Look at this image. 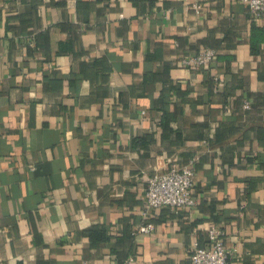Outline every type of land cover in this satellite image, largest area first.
Wrapping results in <instances>:
<instances>
[{"label":"crops","instance_id":"0c3cea01","mask_svg":"<svg viewBox=\"0 0 264 264\" xmlns=\"http://www.w3.org/2000/svg\"><path fill=\"white\" fill-rule=\"evenodd\" d=\"M194 159L196 205L144 215L148 179ZM213 227L264 264V16L0 0V264H191Z\"/></svg>","mask_w":264,"mask_h":264},{"label":"built area","instance_id":"2783aa9c","mask_svg":"<svg viewBox=\"0 0 264 264\" xmlns=\"http://www.w3.org/2000/svg\"><path fill=\"white\" fill-rule=\"evenodd\" d=\"M234 1L246 7L253 18L264 16V0ZM191 8L200 12L202 7L199 4H193ZM216 57V50L205 48L197 55L183 59L182 63L185 68L196 70L214 63ZM244 108L251 109L248 103ZM196 162L197 160L194 159L184 167L173 166L167 172L156 173L148 179L144 215L147 216L154 209L169 208L179 211L196 205L193 197L196 184ZM154 229L153 224L143 225L137 228L133 235L148 234ZM222 235L223 233L218 228H211L208 231V244L205 247H196L192 251L191 264H230L232 252L226 248ZM119 264H133V260L127 259Z\"/></svg>","mask_w":264,"mask_h":264},{"label":"trees","instance_id":"16d2710c","mask_svg":"<svg viewBox=\"0 0 264 264\" xmlns=\"http://www.w3.org/2000/svg\"><path fill=\"white\" fill-rule=\"evenodd\" d=\"M134 4H146L148 5L150 10H153L156 6L159 0H131ZM95 230H89L87 231V235L92 239L94 235Z\"/></svg>","mask_w":264,"mask_h":264}]
</instances>
